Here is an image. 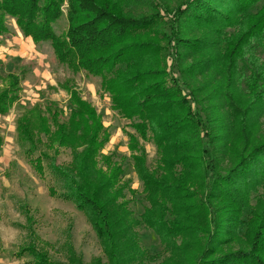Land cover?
Returning <instances> with one entry per match:
<instances>
[{
  "label": "trees",
  "instance_id": "1",
  "mask_svg": "<svg viewBox=\"0 0 264 264\" xmlns=\"http://www.w3.org/2000/svg\"><path fill=\"white\" fill-rule=\"evenodd\" d=\"M8 18L35 46L49 43L59 66L98 79L134 131L138 217L125 158L102 153L109 133L73 79L58 84L65 109L46 99L15 121L31 167L42 175L47 160L61 199L90 224L102 258L88 264H264V0H0V39ZM27 75L0 74V117ZM139 141L154 146L153 167ZM3 145L0 133V154ZM59 150L70 151L67 166L56 163ZM140 228L157 237L158 254L143 248ZM66 254L53 261L30 243L17 258L85 264L69 245Z\"/></svg>",
  "mask_w": 264,
  "mask_h": 264
},
{
  "label": "rangeland",
  "instance_id": "2",
  "mask_svg": "<svg viewBox=\"0 0 264 264\" xmlns=\"http://www.w3.org/2000/svg\"><path fill=\"white\" fill-rule=\"evenodd\" d=\"M62 10L64 16L53 26L57 35L67 28L65 5ZM6 26L9 33L0 39V74L5 76L19 68H25L28 75L21 104L14 106L8 120H0V133L7 139L6 151L0 158V237L8 238L7 243L0 239V264H31L32 258L29 255L17 258L20 250L30 243H34L39 250L47 251L53 261L62 263L66 261V246L69 245L88 264L94 258H102L98 240L90 224L72 203L61 199L60 185L53 178L47 160H42V175L31 167L26 156L27 148L18 144L13 133V121L23 110L31 108L41 99V92H44L43 98L54 101L65 109L68 97L64 91L59 90L58 84L73 79L75 89L95 108L109 133V141L102 153H115L117 158H125L124 180L129 182L135 193H126V199L130 202V209L138 217L143 212L145 201L141 194V183L132 169L127 150V134H134V131L127 121L111 110L108 96L100 93L98 79L86 78L83 74L73 75L59 66L49 43L34 45L31 50V46L25 41L16 43V35L20 32L15 21L8 18ZM139 143L146 151L148 165L153 167L156 160L154 146L141 141ZM48 154L54 156L53 151ZM37 157L38 153H35L32 159ZM70 161V151L59 150L56 163L67 166ZM50 189L54 191V197L49 195ZM139 234L143 248L153 255L160 252L158 239L152 232L140 228Z\"/></svg>",
  "mask_w": 264,
  "mask_h": 264
},
{
  "label": "crops",
  "instance_id": "3",
  "mask_svg": "<svg viewBox=\"0 0 264 264\" xmlns=\"http://www.w3.org/2000/svg\"><path fill=\"white\" fill-rule=\"evenodd\" d=\"M23 41H25L27 44H29L31 47L29 48V50H31V49H33L34 48V44H33V42L31 41V39H27V38H24L20 33H18L17 35H16V38H15V42L16 43H22ZM24 90H25V87H24ZM23 93H24V91H23ZM39 97L41 98L39 101H37L36 103H40V102H42L43 100H46L45 98H43L44 97V92L42 93H40V95H39ZM21 98H22V96H21ZM49 100V99H48ZM19 103L21 104V99H20V101H19ZM35 103V104H36ZM34 104V105H35ZM33 105V106H34ZM15 106V105H14ZM14 106H13V108H14ZM12 108V109H13ZM12 109H11V111H12ZM11 111L9 112V114L7 115V116H5V117H0V120H4V121H6V120H8V117H9V115H10V113H11ZM18 118V117H17ZM16 121V120H15ZM15 121H13V126H12V128H13V133L16 135V133H15ZM6 142H7V139H5L4 138V145H3V147H2V151H1V154H0V158H1V155L3 154V153H5V151H6V147H7V145H6Z\"/></svg>",
  "mask_w": 264,
  "mask_h": 264
},
{
  "label": "clouds",
  "instance_id": "4",
  "mask_svg": "<svg viewBox=\"0 0 264 264\" xmlns=\"http://www.w3.org/2000/svg\"><path fill=\"white\" fill-rule=\"evenodd\" d=\"M0 239L5 240L6 243L8 242V238L7 237H0Z\"/></svg>",
  "mask_w": 264,
  "mask_h": 264
}]
</instances>
